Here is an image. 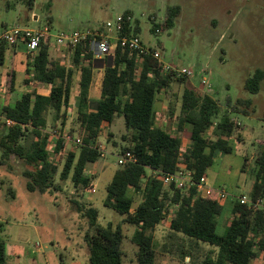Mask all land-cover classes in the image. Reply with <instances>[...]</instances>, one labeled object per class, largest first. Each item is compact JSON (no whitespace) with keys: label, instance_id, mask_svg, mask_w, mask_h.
<instances>
[{"label":"trees","instance_id":"obj_1","mask_svg":"<svg viewBox=\"0 0 264 264\" xmlns=\"http://www.w3.org/2000/svg\"><path fill=\"white\" fill-rule=\"evenodd\" d=\"M30 1V0H28ZM49 5V2L46 3ZM180 7H166L161 23L162 29L174 25ZM121 29L116 36L136 35L137 24L132 26L130 11L121 14ZM150 31L156 33L160 23L154 22ZM112 49L105 56L101 70L93 69V52L90 38L77 43L72 50L71 63L51 55L50 43L40 42L38 48L26 54L25 78L29 86L12 103L0 104V112L13 121L10 126L0 124V164L10 156L23 163L22 174L26 178V189L45 193L55 184L70 179L76 194L83 195V188L91 182L85 168L94 163L100 155L97 141L102 124H110L115 117L124 120L125 133L118 153L130 152L135 162L120 164L106 185L104 205L124 215L123 222L135 225L131 241L136 245V264H154L153 249L155 227L168 217V238L179 235L189 240L188 248L182 243L177 256L183 261L188 257L192 264H250L264 251V213L231 198L230 213L226 231H216L217 216L223 211L222 199L215 190L198 189L196 183L214 163L217 155L231 153L232 138L241 140L242 126L229 116L230 112L248 115L253 112L252 100L226 97L221 112L220 104L208 94H201L185 84L183 77H176L162 69V63L149 54H139L120 45L118 39L110 40ZM150 51L154 50L148 47ZM0 41V65L10 50ZM264 71L256 68L244 81V88L256 93ZM182 83L179 112L176 117V131L171 132L156 122L155 101L157 94L170 89L173 82ZM15 70L11 67L6 74L8 90L14 91ZM99 92V98L92 101L89 95L91 85ZM46 86V91L43 88ZM76 87L74 102H70ZM74 110L77 122L76 138L64 153L59 169L58 157L63 156L66 142L57 133L55 124L61 127L67 114ZM53 112V129H47L49 112ZM175 107L168 104V115L174 116ZM264 121V110L262 111ZM182 134V135H183ZM116 146V143L113 142ZM246 158H244L245 164ZM253 182L247 193L250 198L264 196V137L257 146L254 156ZM184 169L190 172L193 184L181 189L173 182L164 185L161 176ZM150 171V173H148ZM76 210L86 219L84 241L88 250V264H122V229L119 223L103 226L98 223L97 211L91 206L70 198ZM136 204L133 206V204ZM207 243L209 248L203 257L195 261L191 244ZM163 252L173 254L166 242L161 244ZM5 241L0 236V264H5Z\"/></svg>","mask_w":264,"mask_h":264},{"label":"rangeland","instance_id":"obj_2","mask_svg":"<svg viewBox=\"0 0 264 264\" xmlns=\"http://www.w3.org/2000/svg\"><path fill=\"white\" fill-rule=\"evenodd\" d=\"M171 5L180 7L179 15L172 27L162 29L165 9ZM126 10L130 11L132 26L137 24L139 28L136 35L142 45L156 50L163 65L190 69L192 74L186 77L185 84L201 94L210 95L220 104L221 112L226 97L252 100L253 112L248 115L229 113L242 126L241 140L233 136L232 152L217 155L205 174L206 186L226 194L216 225V231L223 234L231 218L229 200L232 196L249 192L253 182L251 169L254 167L255 152L264 137V78L256 93L244 88V81L256 68L264 71V0H0V32L10 24L21 27L46 25L51 34V55L56 57L52 51L56 34L97 30L113 40L116 36V19ZM151 16L154 22L160 23L158 33L150 31ZM106 22H109L110 30ZM9 48L4 63L0 65V104L14 102L29 89L23 83L26 54L15 56L14 48ZM68 63H71V57ZM11 67L15 69L13 92L6 85V74ZM182 85L175 81L169 90L157 94L156 122L182 136L187 144L182 131H176L175 116L179 112ZM43 91H46V86ZM75 92L76 87L70 98L71 103L74 102ZM89 92L92 101L99 98L94 84ZM169 102L175 107L172 117L168 115ZM52 125L53 112L50 111L47 129L51 130ZM102 126L97 141L103 155L85 168L94 185L92 193L76 194L71 180L60 181L58 175L55 184H59L60 189L51 188L45 193L31 192L26 189V178L22 174L24 166L20 159L12 155L4 164H0V236L5 241V264H88V250L84 241L86 219L76 210L70 198L84 203L85 207L94 208L99 224L119 223L123 233L122 264H136L137 247L131 241L135 225L123 222V214L103 203L106 185L119 166L118 147L126 144L121 141V135L125 133L124 120L115 117L110 124L104 122ZM77 127L75 112L70 110L64 126L61 127L58 121L53 128L57 133L61 128L62 134L75 138ZM185 127L189 128L188 125ZM70 148H73L72 141L66 142L63 156L57 159L60 160L59 169L64 153ZM169 233L166 217L155 227L154 264H192L188 259L179 260L177 256L182 248L177 243L188 248L189 240L172 235L174 242L168 241ZM164 242L171 247L173 254L163 252L161 244ZM209 248L204 242L197 245L192 243L190 249L195 261L200 260ZM250 264H264V251L251 259Z\"/></svg>","mask_w":264,"mask_h":264},{"label":"built area","instance_id":"obj_3","mask_svg":"<svg viewBox=\"0 0 264 264\" xmlns=\"http://www.w3.org/2000/svg\"><path fill=\"white\" fill-rule=\"evenodd\" d=\"M121 15L117 17L115 23V33H117L121 29ZM109 22H106V27L109 28ZM108 30V31H109ZM160 32V28L156 29V33ZM51 38L49 27L44 25L41 27H21L18 24H10L3 28L0 32V41H3L9 47H16L18 45H22L24 50L27 53H31L35 51L40 42H49ZM90 38V48L92 52L96 56H106L112 49V45L110 43V38L99 33L97 30H73L70 32H60L54 36L55 45L57 46H65L69 48H73L77 43ZM114 39H118L121 46L128 48L131 51H137L139 54H149L154 58L159 60V53L156 50L150 51L148 47L142 45L140 39L137 35L131 34L129 36H115ZM160 61V60H159ZM163 65V64H162ZM162 69L164 71L170 70L172 71L176 77H189L192 74V71L188 68H177L173 65H163ZM4 123L5 126H10L13 121L4 117L0 112V124ZM62 137L65 141H72V143H78L79 140L75 137L72 138L69 134H62ZM100 155H103V151L99 148ZM125 162H135V157L130 152H124L117 156L118 165L123 164ZM206 176L202 175L199 181L196 183L198 189L211 191L215 190L209 188L205 184ZM161 180L164 185H168L170 182H173L175 186L179 189L186 187L187 185H191L194 181L191 178V174L189 171L180 169L175 173L165 174L161 176ZM94 190V185L92 181L83 188L84 193H92ZM221 199L226 197V194L221 190H215ZM240 203L245 204L247 206H251L253 209L262 210L264 213V196L250 198L248 194H241L239 196H232Z\"/></svg>","mask_w":264,"mask_h":264},{"label":"crops","instance_id":"obj_4","mask_svg":"<svg viewBox=\"0 0 264 264\" xmlns=\"http://www.w3.org/2000/svg\"><path fill=\"white\" fill-rule=\"evenodd\" d=\"M52 51L56 56L55 58L63 61L67 66L69 65L68 61H69V58L72 57V50H68L67 47H65V46H57V45L53 44ZM13 53L15 56H17L18 54H22V55L26 54L24 47L22 45H18L16 47H14ZM92 64H93V69L95 71L101 70L105 64V56H96L93 54ZM89 95H90V92H89ZM188 130H189V128H186L184 126V134L183 133L182 134L185 135L188 132ZM183 144L186 145L184 142H183ZM185 259H188V257H185Z\"/></svg>","mask_w":264,"mask_h":264}]
</instances>
